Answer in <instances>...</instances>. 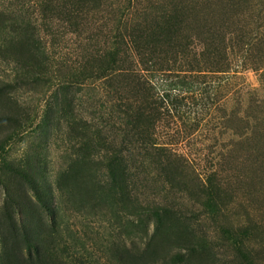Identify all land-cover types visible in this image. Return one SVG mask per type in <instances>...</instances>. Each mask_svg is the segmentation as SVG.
I'll list each match as a JSON object with an SVG mask.
<instances>
[{
    "label": "rangeland",
    "instance_id": "1",
    "mask_svg": "<svg viewBox=\"0 0 264 264\" xmlns=\"http://www.w3.org/2000/svg\"><path fill=\"white\" fill-rule=\"evenodd\" d=\"M176 1L0 0V264H264V0H182L192 60L165 73L119 37ZM117 42L174 163L114 127Z\"/></svg>",
    "mask_w": 264,
    "mask_h": 264
},
{
    "label": "trees",
    "instance_id": "2",
    "mask_svg": "<svg viewBox=\"0 0 264 264\" xmlns=\"http://www.w3.org/2000/svg\"><path fill=\"white\" fill-rule=\"evenodd\" d=\"M192 13L193 9L191 7L187 8L182 0H177L175 4L167 9L164 8L160 17L154 19L152 24L131 28V30L126 31L123 38L119 37V40L121 39L122 43H125L128 50L139 52V54L140 52H146L144 57L148 56L153 61L160 60L162 68L159 70L165 73L182 72L178 69H182L184 61L190 63L192 60H190L192 55L190 50L194 42L188 33ZM203 41V47L208 48L206 46L207 41L204 39ZM119 46L120 42L114 44L113 50L104 57L103 61L102 59L99 61L98 67H100L101 73L96 76L100 80L102 78L112 79L119 75L126 81L127 96L122 97L123 93L117 90V97L113 99L116 103L114 113L118 116L114 118L117 121L114 127L122 131L120 126L122 124L125 128L135 130L138 139L142 142L143 150L149 153L154 161L157 159L159 164H164L163 157L166 156L171 159V156L167 147L158 146L155 136L158 135L157 132L160 127H164L166 120L171 117L173 111L163 100L156 97L149 81H145L142 77L136 78L137 76L132 75L135 74L132 70L120 68L124 62L121 60ZM216 51L218 52V50H215L214 55H216ZM208 54V51H202L201 58L206 59ZM196 62H198L197 59ZM117 71L122 72V74L118 73L114 76ZM112 81L109 80V85ZM121 155H116L111 159V176L116 184L118 180H121L119 176L123 171L120 169L125 162L124 157ZM170 159L166 163L174 165L173 160L171 159L172 163ZM114 164L120 169L114 168ZM123 169L125 171V168ZM118 171L120 172L116 174ZM41 261L39 257L36 263L41 264Z\"/></svg>",
    "mask_w": 264,
    "mask_h": 264
}]
</instances>
